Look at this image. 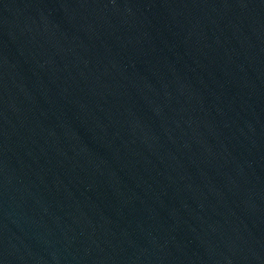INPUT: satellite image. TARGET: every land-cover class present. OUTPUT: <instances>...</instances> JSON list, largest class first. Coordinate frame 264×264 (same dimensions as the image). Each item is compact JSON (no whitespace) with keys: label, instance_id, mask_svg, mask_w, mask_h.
I'll return each mask as SVG.
<instances>
[{"label":"water","instance_id":"1","mask_svg":"<svg viewBox=\"0 0 264 264\" xmlns=\"http://www.w3.org/2000/svg\"><path fill=\"white\" fill-rule=\"evenodd\" d=\"M0 264H264V0H0Z\"/></svg>","mask_w":264,"mask_h":264}]
</instances>
